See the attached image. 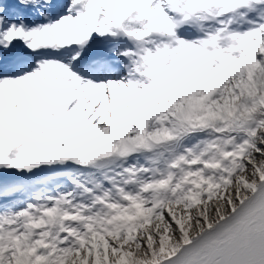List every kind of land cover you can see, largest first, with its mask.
Instances as JSON below:
<instances>
[{
  "label": "snow or ice",
  "instance_id": "6c2138e0",
  "mask_svg": "<svg viewBox=\"0 0 264 264\" xmlns=\"http://www.w3.org/2000/svg\"><path fill=\"white\" fill-rule=\"evenodd\" d=\"M0 264H264V0H0Z\"/></svg>",
  "mask_w": 264,
  "mask_h": 264
}]
</instances>
